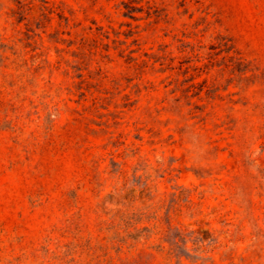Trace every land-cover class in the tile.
<instances>
[{
  "label": "rangeland",
  "instance_id": "rangeland-1",
  "mask_svg": "<svg viewBox=\"0 0 264 264\" xmlns=\"http://www.w3.org/2000/svg\"><path fill=\"white\" fill-rule=\"evenodd\" d=\"M0 264H264V0H0Z\"/></svg>",
  "mask_w": 264,
  "mask_h": 264
}]
</instances>
